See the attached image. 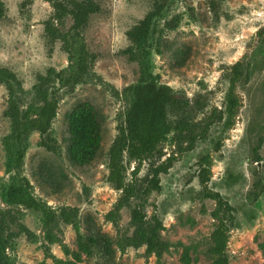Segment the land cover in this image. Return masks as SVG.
<instances>
[{
  "label": "rangeland",
  "instance_id": "obj_1",
  "mask_svg": "<svg viewBox=\"0 0 264 264\" xmlns=\"http://www.w3.org/2000/svg\"><path fill=\"white\" fill-rule=\"evenodd\" d=\"M23 1L0 0V68L15 76L0 74V212L5 213L8 263L60 264L71 258L64 248L75 250L77 232L98 231L113 242L110 264H157L144 246L118 244L133 233L131 210L138 200L130 198L115 220L107 217L122 195L106 179L108 149L131 98L126 89L138 82L145 66L152 78L187 102L167 107L170 130L152 156L123 157L124 180L137 189L145 187L151 167L166 168L159 174L160 190L143 198L146 218L161 221L160 237L170 244L162 263L184 264L186 250L188 264H213L211 234L218 221L212 216L216 201L207 193L218 192L234 208L225 249L229 264H264V36L257 34L264 26V0H96L99 11L90 15L80 36L71 31L69 16L52 19L50 0H28L26 6ZM157 4L162 9L152 19L153 32L134 45L128 32ZM48 20L64 39L48 35ZM81 42L92 57L82 82L66 86L54 79L47 87L57 100L49 130L57 150H47L42 136L32 131L23 146L22 166L15 170L7 162L16 150L9 139V104L34 117L41 106L38 78L50 69L65 76L73 72ZM237 61L249 63L248 75L235 84L237 105L228 122L229 66ZM82 102L97 112L102 138L95 158L78 164L68 156L67 115ZM202 167L209 169L204 185L199 181ZM25 180L31 196L50 211L76 207L77 225L58 218L49 242L39 210L2 197L10 184ZM21 225L32 235L19 230ZM79 264L109 263L93 252Z\"/></svg>",
  "mask_w": 264,
  "mask_h": 264
},
{
  "label": "trees",
  "instance_id": "obj_2",
  "mask_svg": "<svg viewBox=\"0 0 264 264\" xmlns=\"http://www.w3.org/2000/svg\"><path fill=\"white\" fill-rule=\"evenodd\" d=\"M54 8L52 19L58 21L69 16L72 20L70 29L73 34L80 36V32L86 25L90 15L99 11L96 0H50ZM28 0L22 2L26 6ZM162 9V4H157L155 8L134 25L128 32V37L134 45H140L147 38L154 28L151 27L152 19ZM3 16V9L0 6V17ZM45 31L49 36L56 38L64 36L53 27L51 20L46 21ZM260 37L264 36V26L257 33ZM77 57L75 59V68L68 75H62L60 71L54 72L50 69L45 76L38 78L39 85L36 86V96L41 102L39 110L34 117H30L27 111L21 113L15 103H10L6 115L10 119L11 132L9 139L16 145L14 157H9L7 162L13 165L15 170L22 166L24 155V143L27 136L32 131H37L42 136L41 144L49 151H56L57 145L54 139L49 135L52 120L56 115L57 100L48 93V85L54 79L62 82L66 86H72L82 82L83 77L88 71L89 53L85 45L81 42ZM133 58V56L131 55ZM134 58L136 56L134 55ZM142 65V64H141ZM249 63L246 61H237L229 66V86L225 95V114L229 122L233 116L237 105V97L234 93L236 82L243 76L248 75ZM0 74L4 77L14 78L15 76L7 69L0 68ZM127 92L131 95L128 107L126 108L122 121L118 124L117 134L113 139L107 153V181L121 191V197L115 205V210L110 211L108 219L113 221L117 212L123 206H127L130 198H135L137 203L131 210V222L134 227L133 233L129 236L124 235L119 241L120 248L123 246L139 247L144 246L146 255H154L157 264H163L162 254L169 249V242L160 237V231L163 229L161 221L152 216L146 218L144 212L143 198L153 190H160L159 174L166 171L162 165L151 167V177L147 179L143 188L137 189L128 185L124 180L125 165L123 157L126 155L129 159H143L152 156L156 150V145L165 138L170 130L167 123V107L169 105L185 106L187 105L184 97L177 95L167 84H160L145 67H141V76L133 85H130ZM68 133L70 143L68 146L69 158L78 163L84 164L90 162L97 155L101 143V126L98 120L97 112L88 102L77 104L73 110L68 113ZM256 150V148H255ZM209 169L202 167L199 171V181L202 185L208 182ZM30 185L25 180L23 183H12L3 191L5 202L14 205H21L28 209L39 210L43 214V225L46 228V238L49 242L54 239L52 225L61 219L66 224L77 225L78 209L76 207H67L61 209L57 214L50 211L47 206L33 198L29 192ZM210 198L216 201V208L212 216L217 219V225L213 229L211 238L213 245L210 249L214 258L213 264H229L225 249L228 234V222L233 220V207L222 199L218 192H208ZM5 213L0 212V264H9L5 255L7 240L3 237ZM19 230L32 234L26 227L21 225ZM76 248L70 250L64 248L65 254L70 259L61 260L60 264H79L83 255L97 253L106 263H113L114 249L112 240L106 234L100 232H89L76 234ZM264 248V243L262 244ZM181 260L184 264L190 262L188 252H182Z\"/></svg>",
  "mask_w": 264,
  "mask_h": 264
}]
</instances>
